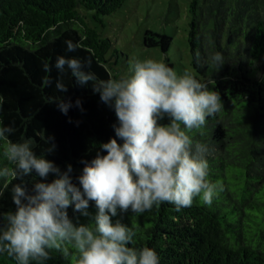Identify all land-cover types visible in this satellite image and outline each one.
<instances>
[{"label": "trees", "instance_id": "obj_1", "mask_svg": "<svg viewBox=\"0 0 264 264\" xmlns=\"http://www.w3.org/2000/svg\"><path fill=\"white\" fill-rule=\"evenodd\" d=\"M126 1L0 0V121L15 129L9 137L13 142L32 139L36 154L46 155L61 172L71 165L69 175L77 185L82 161L106 154L100 145L117 138L114 125L119 122L91 83L78 84L68 71L59 74L55 63L59 56L90 61L85 70L98 79L118 78L113 68L118 52L100 29ZM81 9L90 11L99 26H90ZM189 12L195 77L215 82L209 88L220 93L223 104L216 117L208 118L203 135H190L209 145V178L221 181L224 190L210 206L197 197L180 211L165 202L141 215L129 211L112 219L132 227L135 246L155 249L160 264H264V0H191ZM69 41L78 45L74 52L67 51ZM171 41L146 30L142 45L166 53ZM216 52L225 61L219 69L209 59ZM57 79L68 86L67 92L57 91ZM59 97L71 102L67 114L53 102ZM4 166L8 161L0 155ZM55 178L49 175L47 182ZM25 179L31 189L30 182L39 177ZM9 180L0 179V212L15 210L12 186L18 181ZM73 208L67 210L70 218L89 222ZM96 211L90 202L89 212L94 216ZM0 264L16 261L4 253ZM46 264L75 260L70 250L67 258L53 253Z\"/></svg>", "mask_w": 264, "mask_h": 264}, {"label": "clouds", "instance_id": "obj_2", "mask_svg": "<svg viewBox=\"0 0 264 264\" xmlns=\"http://www.w3.org/2000/svg\"><path fill=\"white\" fill-rule=\"evenodd\" d=\"M66 43L68 52L78 47ZM209 59L217 69L225 63L220 52ZM86 67L90 61L65 56L55 63L59 74L68 71L78 84L91 83L101 101L114 109L118 139L100 145L106 154L82 161L77 185L69 175L71 165L61 172L46 155L36 154L32 139L13 142L9 137L15 129L0 121V155L9 164L0 167V179L18 181L12 186L15 210L0 212V254L16 264H46L53 253L67 258L70 250L75 264H160L155 249L136 247L134 229L112 218L129 211L141 215L165 202L180 211L197 197L210 206L223 192V183L209 178V145L190 135H203L208 118L223 110L220 93L209 88L215 82L201 81L188 71L178 74L151 58L136 59L127 75L107 80ZM45 71L51 66L45 64ZM56 88L68 90L60 79ZM53 102L64 114L71 107L60 97ZM33 174L39 179L29 189L25 178ZM49 175L56 178L47 182ZM90 202L97 210L94 216ZM73 206L88 223L69 217L67 210Z\"/></svg>", "mask_w": 264, "mask_h": 264}, {"label": "rangeland", "instance_id": "obj_3", "mask_svg": "<svg viewBox=\"0 0 264 264\" xmlns=\"http://www.w3.org/2000/svg\"><path fill=\"white\" fill-rule=\"evenodd\" d=\"M190 2L191 0H127L119 10L104 19L106 26L100 31L103 36L110 38L112 47L118 52L117 62H114L115 57L110 58V62H114L113 68L118 70V78L129 73L130 65L136 59L142 61L148 58L171 65L178 74L188 71L195 76L188 44ZM81 11L89 17L90 26H99L91 21L90 11ZM146 30L171 37L166 53L160 48H146L142 45Z\"/></svg>", "mask_w": 264, "mask_h": 264}]
</instances>
